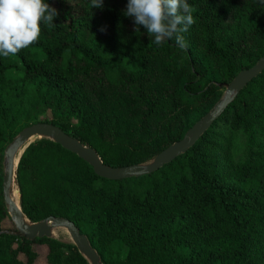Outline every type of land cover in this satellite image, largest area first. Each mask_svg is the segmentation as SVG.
Wrapping results in <instances>:
<instances>
[{
    "label": "trees",
    "instance_id": "16d2710c",
    "mask_svg": "<svg viewBox=\"0 0 264 264\" xmlns=\"http://www.w3.org/2000/svg\"><path fill=\"white\" fill-rule=\"evenodd\" d=\"M45 2L58 10L53 24L0 55V229L11 225L3 151L25 127L56 126L107 167L145 164L213 107L218 85L264 55V0H187L195 23L181 33L184 48L174 38L155 44L124 13L127 0ZM85 79L105 90L93 99ZM15 182L26 219H67L101 264H264V70L151 173L102 178L39 138L20 155ZM36 246L44 264H89L70 243L3 233L0 264H35Z\"/></svg>",
    "mask_w": 264,
    "mask_h": 264
},
{
    "label": "water",
    "instance_id": "95a60500",
    "mask_svg": "<svg viewBox=\"0 0 264 264\" xmlns=\"http://www.w3.org/2000/svg\"><path fill=\"white\" fill-rule=\"evenodd\" d=\"M263 70L264 55L260 57L254 65L239 71L228 83L223 84L224 92L213 107L204 116L195 121L186 130L180 140L167 146L145 164H135L119 168L107 167L101 163L100 159L91 148L80 143L75 138L66 135L56 126L39 122L25 127L12 139L11 143L7 145L3 151L4 164L1 179V195L14 232L0 231V233L22 236L26 239L33 240L34 238L41 237L51 238V233L61 228L66 231L70 244L76 248L77 252L83 256L89 264H101L95 250L89 246L86 238L78 233L75 226L67 219L47 217L39 222H30L25 217L24 221L20 219V217L24 215L20 210L19 204L18 206L15 205L11 198V185L14 183L16 186V166L25 148L36 139H49L60 145L63 149L84 160L92 167L93 172L99 177L119 180L148 174L186 152V150L194 144V142L208 129L211 123L221 114L236 94Z\"/></svg>",
    "mask_w": 264,
    "mask_h": 264
},
{
    "label": "clouds",
    "instance_id": "9594fccd",
    "mask_svg": "<svg viewBox=\"0 0 264 264\" xmlns=\"http://www.w3.org/2000/svg\"><path fill=\"white\" fill-rule=\"evenodd\" d=\"M91 5L101 8L103 0H91ZM193 11L187 0H127L124 13L152 34L155 44L174 38L184 48L181 33L195 23ZM58 14L45 0H0V55H15L35 43L41 22L51 26Z\"/></svg>",
    "mask_w": 264,
    "mask_h": 264
},
{
    "label": "rangeland",
    "instance_id": "374dc122",
    "mask_svg": "<svg viewBox=\"0 0 264 264\" xmlns=\"http://www.w3.org/2000/svg\"><path fill=\"white\" fill-rule=\"evenodd\" d=\"M12 74H13V73H11V75H12ZM98 77H99V75L96 74V75H95V78H98ZM82 84H83V87H84L85 92H86L88 95H90L93 99L98 97V94H99L100 91L105 90L104 86L101 85L99 82H97V81H95V80H94V82H93V81H91V79H85V80H83ZM218 86L221 88V89H220L221 94H223V92H224L223 84L218 85ZM152 158H153V157H152ZM152 158H151V159H152ZM151 159H150V160H151ZM150 160H149V161H150ZM12 189H16L15 184H13V188H12ZM16 191H17V189H16ZM10 223H11V221H10ZM0 230H1V231H10V232H14V229H13L12 223H11V225H10V224H9V225H8V224H7V225H3V226L1 227ZM51 238H52V239H55V240H58V241H60V242L70 243V240H69V237H68L66 231H65L64 229H61V228L54 230V231L51 233ZM35 250H36V251L38 252V254H39V256H38V258H37L35 264H44V261H43L44 249L41 248V247L36 246V247H35Z\"/></svg>",
    "mask_w": 264,
    "mask_h": 264
},
{
    "label": "bare ground",
    "instance_id": "6f19581e",
    "mask_svg": "<svg viewBox=\"0 0 264 264\" xmlns=\"http://www.w3.org/2000/svg\"><path fill=\"white\" fill-rule=\"evenodd\" d=\"M13 184L14 183H12V185H11V198H12L13 202L15 203V205L18 206V194H17L16 189H12L13 188ZM20 219L23 220V221L25 220L24 216H21Z\"/></svg>",
    "mask_w": 264,
    "mask_h": 264
}]
</instances>
